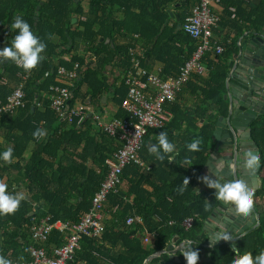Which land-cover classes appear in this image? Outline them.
I'll list each match as a JSON object with an SVG mask.
<instances>
[{
	"label": "trees",
	"instance_id": "1",
	"mask_svg": "<svg viewBox=\"0 0 264 264\" xmlns=\"http://www.w3.org/2000/svg\"><path fill=\"white\" fill-rule=\"evenodd\" d=\"M199 2L0 0V49L10 46L17 34V30L11 29L16 17L27 21L47 45L42 53L44 60L32 71L26 72L10 61L0 63V101L5 102L24 83L26 95L24 108L13 115L0 117V132H5L8 142L0 152L11 147L14 161L6 164L0 160V182L15 171L22 177V184L30 194L15 214L0 216V255L11 263L30 261L29 249L38 247L32 239L34 225L48 217L53 223H78L90 211L95 194L107 178V161L120 147L119 140L107 136L103 125L95 119L103 109V99L110 94L113 96L118 107L113 120L132 119L124 109L129 94L125 77L133 66L130 50L136 46L144 52L142 66L146 70V61L153 59L164 66L161 72L164 80L179 75L181 67L193 57L199 42L183 29L178 30V25L184 24ZM220 3V8H224L225 0ZM174 8L179 11V23L171 25L170 11ZM222 13L220 21L223 26H226L224 23H229L228 28L233 25L239 29L240 35L243 29L250 33L264 30V0L259 8L247 14L239 9L230 12L228 7ZM233 15L235 20L231 21ZM74 18L77 19L75 24ZM167 21L170 24L165 26ZM217 28L213 29V37ZM136 35L140 40L135 39ZM107 40H110L109 44ZM214 42L218 44L215 38ZM219 44L224 48L222 55L210 52L205 56L207 75H195L177 100L167 106L173 114L171 122L163 130H150L144 139L141 155L150 145H156L151 141L152 135L167 132L168 140L176 146L172 154L174 162L168 156L159 160L154 155L149 170L127 167L122 177L128 182L127 192L120 188L109 196L105 211L109 221L103 235L82 238L72 264L78 261L86 264H145L151 256L165 251L175 238L179 239L178 245L187 242L189 247L198 251V264L201 262L208 243L206 223L217 206V200L207 194H198L197 189L214 149L217 121L228 115L229 103L225 99L228 61L237 53L236 40L231 44ZM76 65H79V78L70 87L59 71L61 68L73 71ZM108 67L122 70L118 88L105 76ZM53 87H68L71 91L70 107L85 105L92 108L91 118L88 119L89 109L82 120L76 118L72 124L62 120L52 109ZM186 89L197 98L191 107L178 104ZM95 123L100 125L99 130L94 128ZM37 130L46 135L35 138L33 133ZM173 130L181 134L173 135ZM251 134L262 160L263 188L253 199L261 220L259 227L238 240L235 247L240 255L251 252L255 256L264 251V116L253 123ZM193 140L200 141V151L188 150L187 145ZM185 179L189 180L187 185ZM148 185H155L153 193L144 187ZM8 188H13L12 183ZM37 207L36 216L29 217ZM134 216H141L143 224L127 227V219ZM187 219L194 220L189 231L183 228ZM147 233L154 234L153 246L141 239ZM63 243V235L54 231L46 248L51 253L52 248ZM236 253L228 244L219 245L210 251L208 264H231ZM163 257L170 260L167 255Z\"/></svg>",
	"mask_w": 264,
	"mask_h": 264
},
{
	"label": "built area",
	"instance_id": "2",
	"mask_svg": "<svg viewBox=\"0 0 264 264\" xmlns=\"http://www.w3.org/2000/svg\"><path fill=\"white\" fill-rule=\"evenodd\" d=\"M219 3L220 0H200L185 19L182 29L197 40L199 46L193 57L181 67L177 77L164 80L161 72L158 74L149 72L142 66L144 56L142 49L136 46L130 50L133 66L125 77L129 94L124 109L132 119L123 121L115 119L108 125H101L107 136L119 140L120 147L107 161V178L95 194L90 211L83 215L78 223L62 221L53 223L49 217L41 220L32 228V239L38 247L32 246L29 249L31 260L11 264H72L75 262L77 251L80 250L82 238H100L103 235L105 231L103 219L109 196L121 188L125 169L129 166H138L149 170L141 155L144 139L149 131L163 130L173 118L167 106L177 100L178 95L195 75L202 77L207 75L205 56L210 52L217 55L224 53L223 46L213 43V29L220 22V15L215 10L216 4ZM135 38L139 40L140 36ZM78 69L79 65L70 72L61 68L59 75L65 77L70 87H73L79 78ZM28 77L29 75L26 79ZM24 87L25 83L20 84L5 102L0 101V117L13 115L25 107ZM51 94L52 109L62 120L72 124L76 118L84 119L89 110L87 106L77 105L68 109V103L71 102V91L68 87H53ZM95 119L100 121L98 116ZM135 224H143V218L134 216L126 221L127 227ZM193 225L194 220L187 219L183 223V228L189 231ZM54 231L63 235L64 243L60 247L52 248L49 253L46 245ZM145 242L149 243V239H145Z\"/></svg>",
	"mask_w": 264,
	"mask_h": 264
},
{
	"label": "water",
	"instance_id": "3",
	"mask_svg": "<svg viewBox=\"0 0 264 264\" xmlns=\"http://www.w3.org/2000/svg\"><path fill=\"white\" fill-rule=\"evenodd\" d=\"M79 1L76 0L77 3ZM41 6L37 8V13ZM35 19L37 20V17ZM76 21L74 18L73 24ZM168 24L167 21L165 26ZM181 28L182 24H179L178 30ZM106 43L109 44L110 40H107ZM229 70L230 75L226 83L229 103L228 115L220 117L217 121L214 131L216 145L207 161L206 168L213 171L216 181L221 183L234 179L245 180L253 189L254 198L263 188L262 160L259 167L255 169L247 168L244 161L246 152H258L261 156L252 139L251 127L255 121L264 116V30L261 34L250 32L245 34L238 45V53L229 62ZM70 106L71 102L68 103V109ZM91 116L89 115V118ZM217 165H219V172H217ZM216 191L213 189L214 194ZM38 211L39 209L36 208L33 213L29 214V217L36 216ZM209 220L218 223L219 234L227 232L233 238L228 241L213 238L209 242L211 245L209 249H213L215 245L228 244L237 252L236 242L256 230L260 225L261 217L254 206L250 213L240 214L235 211V206L231 202L217 199V206ZM206 227L205 230H207ZM178 242L179 239L175 238L167 250L151 256L145 264L162 258L164 255L171 256L173 259L176 257L175 262H161L160 264H180L181 261L177 255L182 252L183 248L177 250ZM184 249L187 250L188 247H184ZM207 263L209 260L204 264Z\"/></svg>",
	"mask_w": 264,
	"mask_h": 264
},
{
	"label": "clouds",
	"instance_id": "4",
	"mask_svg": "<svg viewBox=\"0 0 264 264\" xmlns=\"http://www.w3.org/2000/svg\"><path fill=\"white\" fill-rule=\"evenodd\" d=\"M11 29L17 30V34L11 41L10 46L0 49V63L13 62L26 72L36 69L44 60L42 53L47 45L33 32L32 26L22 17L14 18ZM45 135L46 133L41 130L33 133V136L37 139ZM187 148L191 152L200 151V141L193 140L192 143L187 145ZM175 149V144L168 140L167 132H162L159 134L158 143L150 145L148 150L149 153L155 154L159 160H163L165 156H168L171 160ZM245 157L244 164L247 168L255 169L259 167L261 156L258 152H246ZM0 160L6 164L13 163V149L9 147L5 151L0 152ZM217 172H219V165H217ZM202 179L209 188L217 190L215 193L216 199L223 202H231L234 204L237 213L248 214L252 211L254 192L245 180L234 179L221 183L218 180L209 179L207 176ZM184 183L187 185L189 180L185 179ZM180 191L183 192L184 189L181 188ZM24 199L25 196L22 192L13 194L8 191L7 184L0 182V216L15 214ZM221 239L228 241L233 238L227 232H223L218 234V240ZM182 253L187 264H198V251L193 250L191 247L185 250L183 247ZM0 264H11V262L5 256L0 255ZM231 264H264V251H260L255 256L251 252L240 255L237 251Z\"/></svg>",
	"mask_w": 264,
	"mask_h": 264
},
{
	"label": "crops",
	"instance_id": "5",
	"mask_svg": "<svg viewBox=\"0 0 264 264\" xmlns=\"http://www.w3.org/2000/svg\"><path fill=\"white\" fill-rule=\"evenodd\" d=\"M261 2H262V0H225L224 8L228 7L229 10H230V12H231V10L232 11H237L239 9L240 12H242L244 14H247V13H250L252 10H254L256 8H259L261 6ZM220 6H221V3L216 4L215 10L220 15V18L222 19L223 18L222 11H223L224 8L223 7L220 8ZM170 16H171L170 17L171 25L174 22H178L179 23V11L177 10V8H174V9H172L170 11ZM234 17H235V15H233L231 21H234L235 20ZM170 21H168L169 24H170ZM179 24H181V23H179ZM224 25H226V26H223V22L221 23V21H220V24L217 26L218 28L215 30L214 38L216 39V42H218V44L219 43H225V42L231 44V43L234 42V40H236V43H237V53H238V45L240 44L241 39L245 36V34L248 33V31L245 30V29H243V34L240 35L239 32H238V30H239L238 28L234 27L233 25H231L230 28H228L227 26H229V23L228 24H225L224 23ZM240 27H241V25H240ZM261 33H259V34H261ZM136 36H139V35H136ZM233 56L234 55H232L230 57L229 61H228V70H229V62L233 60ZM65 58L68 59V57H65ZM146 62H147L146 65L148 67L147 69L151 73L158 74L159 72H162L164 66L160 62L155 61L153 59H148ZM229 75H230V70H229ZM229 75H228V77H229ZM105 76L108 78L109 83L111 85H115V87H117V88L120 86V83H121V80H122V70H119L117 68L108 67L105 70ZM227 95H228V93L226 92L225 99L228 102ZM196 100H197L196 96L193 95L190 90H187L186 89L185 92L183 93L182 97L178 101V104H180V105H182L184 107H186V106L187 107H191L196 102ZM102 105H103V109H102V111H100V113H98L99 118H100V124L101 125H108L115 118V116L117 114V110H118L117 105L113 102V96H112V94H110L107 98L105 97L103 99ZM89 109H90V112H91L90 115H93V109L92 108H89ZM225 117H227V116H225ZM90 118L88 116V119H90ZM94 128L96 130H99L100 129V125L97 124V123H95ZM160 133L161 132L155 133L154 135L151 136V138H152L151 141H154L155 144L158 143V139H159V134ZM171 134H173V135L176 134V136H177V135H180L181 132H177L176 133V131L173 130V131H171ZM215 145H216V143L214 144V147L213 148H215ZM7 146H8V142H7L6 137H5V132L4 131H1L0 132V148H4V147H7ZM154 155L155 154L149 153V150L144 155H142L143 161L145 162V164L148 167L153 166V158H154ZM171 162L173 163L174 160L172 159ZM165 170H169V169L168 168H165ZM205 176H207L209 179H212V180L216 181V177L214 175V172L211 171L210 169H207L206 166H205V168L203 170V177H205ZM2 182L5 183V184H7V185H9L10 183H12L13 188L11 190H9V188H8V191L9 192H11L13 194L21 193L22 192L24 194V196H25V199L30 197V194H29V191H28L26 185L24 183L22 184V177L17 172L12 171L9 175H7L4 178V180ZM154 186L155 185H148V186H144V187L146 188V190H148L149 192L153 193L154 192ZM121 189L124 192H127V189H128V182H127V180H124L123 181L122 186H121ZM197 193L198 194H207L210 197L215 198V194L213 192V189L212 188H209L204 183V181H202L201 184L199 185V187L197 189ZM254 207H255V205H254ZM37 208L39 209V207H37ZM108 219H109V216H107L106 213H104V219H103L104 224H107L108 223V221H109ZM170 225H173V222H170ZM206 229H207L206 230L207 231L206 234H207V241H208V243H207V246H206V250H204L205 253L203 252L204 253L203 256H205V259H203V256H202V258H201L202 260H201V262L199 264L206 263L207 260H209V253H210V251L213 250L215 247L219 246V245H215L213 247V249L212 248L209 249V247H211V245H210L209 242L211 240H213V238H218V234H219L218 223L217 222H214V221H211V220H208L207 221V227H206ZM212 235H213V237H212ZM141 239H143L142 241H144V242H145V239H149V243H146V242L145 243L146 244H150L152 246H153V244H154V242L156 240L155 237H154V234H150V233H147V236L145 238L144 237H141ZM187 244H188L187 242H183L182 244L178 245L177 250H180L183 247H189L188 245H190V244H188V245ZM182 254L183 253L180 252L177 255V258H179L180 261H181L180 264L186 262V259H185V257ZM20 258H22V256H20ZM169 258H170V260H167L166 261L164 259V257L162 256V258L160 257V258H158V259H156V260H154L152 262H149L148 264H160L161 262H166V263H173V262H175V258L176 257L173 259L171 256H169ZM76 264H86V263L85 262H81V261L79 262L78 261Z\"/></svg>",
	"mask_w": 264,
	"mask_h": 264
}]
</instances>
